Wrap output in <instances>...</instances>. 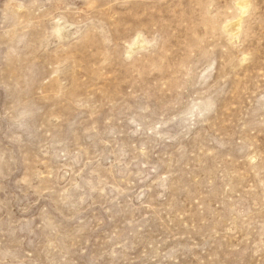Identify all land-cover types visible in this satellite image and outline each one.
Segmentation results:
<instances>
[{
	"label": "rangeland",
	"instance_id": "374dc122",
	"mask_svg": "<svg viewBox=\"0 0 264 264\" xmlns=\"http://www.w3.org/2000/svg\"><path fill=\"white\" fill-rule=\"evenodd\" d=\"M0 264H264V0H0Z\"/></svg>",
	"mask_w": 264,
	"mask_h": 264
},
{
	"label": "bare ground",
	"instance_id": "6f19581e",
	"mask_svg": "<svg viewBox=\"0 0 264 264\" xmlns=\"http://www.w3.org/2000/svg\"><path fill=\"white\" fill-rule=\"evenodd\" d=\"M242 7V10H243V8L245 7V5H244V7L243 6H241ZM244 9H246V8H244ZM244 11V10H243Z\"/></svg>",
	"mask_w": 264,
	"mask_h": 264
}]
</instances>
